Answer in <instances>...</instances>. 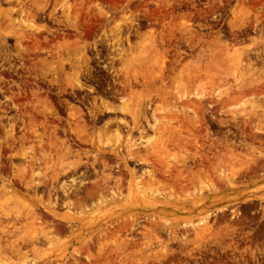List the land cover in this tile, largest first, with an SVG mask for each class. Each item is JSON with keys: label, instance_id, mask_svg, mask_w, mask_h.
I'll list each match as a JSON object with an SVG mask.
<instances>
[{"label": "rangeland", "instance_id": "1", "mask_svg": "<svg viewBox=\"0 0 264 264\" xmlns=\"http://www.w3.org/2000/svg\"><path fill=\"white\" fill-rule=\"evenodd\" d=\"M0 264H264V0H0Z\"/></svg>", "mask_w": 264, "mask_h": 264}, {"label": "flooded vegetation", "instance_id": "2", "mask_svg": "<svg viewBox=\"0 0 264 264\" xmlns=\"http://www.w3.org/2000/svg\"><path fill=\"white\" fill-rule=\"evenodd\" d=\"M133 121H134V119H133ZM134 123V122H133ZM134 126H135V123H134Z\"/></svg>", "mask_w": 264, "mask_h": 264}, {"label": "crops", "instance_id": "3", "mask_svg": "<svg viewBox=\"0 0 264 264\" xmlns=\"http://www.w3.org/2000/svg\"><path fill=\"white\" fill-rule=\"evenodd\" d=\"M161 7V6H160ZM150 9V8H149Z\"/></svg>", "mask_w": 264, "mask_h": 264}]
</instances>
